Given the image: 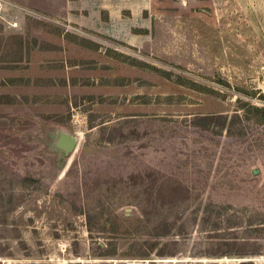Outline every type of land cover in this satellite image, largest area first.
Returning <instances> with one entry per match:
<instances>
[{
	"label": "rangeland",
	"instance_id": "rangeland-1",
	"mask_svg": "<svg viewBox=\"0 0 264 264\" xmlns=\"http://www.w3.org/2000/svg\"><path fill=\"white\" fill-rule=\"evenodd\" d=\"M69 1L0 0V264H264V0Z\"/></svg>",
	"mask_w": 264,
	"mask_h": 264
},
{
	"label": "crops",
	"instance_id": "crops-1",
	"mask_svg": "<svg viewBox=\"0 0 264 264\" xmlns=\"http://www.w3.org/2000/svg\"><path fill=\"white\" fill-rule=\"evenodd\" d=\"M79 1L80 0H74L71 2L70 0L69 7H68V9L70 10V12L68 11V15L70 14V17L72 16L71 18L73 19L75 18L74 20L76 21V23L86 21L84 18L81 17V15L83 14L80 8L82 7L86 8L85 6L87 5H84L80 3ZM87 4H88V7H90L91 9V14H93V16H95L96 18L98 17L100 18V22L94 19L90 21V23L93 22L91 25H93L94 27H95L94 25L95 22H97V26L99 24L104 29L107 28L108 26L110 27L109 29H111L112 28L111 25L120 26L122 29V32L119 33L120 35H136L132 32L133 30H131L129 25H124L125 22L127 21H125L121 17V15H123V13H126V15L127 14L130 15V12H132V14L134 15H137V14L142 15L143 14L142 10H146L150 8L151 0H95V1H89L87 2ZM0 12H1V9H0ZM102 13L109 14L108 16H109L110 22L105 20L106 22H108L106 23L104 21V19L102 18L103 16ZM115 22H117V25H115L116 24ZM134 26L136 25H133L132 27ZM137 29L138 28H136L135 31L139 32L140 30H137ZM142 33L144 34V31ZM138 35H142V34H138Z\"/></svg>",
	"mask_w": 264,
	"mask_h": 264
},
{
	"label": "water",
	"instance_id": "water-1",
	"mask_svg": "<svg viewBox=\"0 0 264 264\" xmlns=\"http://www.w3.org/2000/svg\"><path fill=\"white\" fill-rule=\"evenodd\" d=\"M55 148L63 150L64 155L69 156L76 150L79 143V137L67 131H60L55 136ZM258 171L256 170L255 173Z\"/></svg>",
	"mask_w": 264,
	"mask_h": 264
},
{
	"label": "trees",
	"instance_id": "trees-1",
	"mask_svg": "<svg viewBox=\"0 0 264 264\" xmlns=\"http://www.w3.org/2000/svg\"><path fill=\"white\" fill-rule=\"evenodd\" d=\"M163 10L166 12H174V13H185L187 11V9L184 8L183 6L177 7V8H165ZM261 110L264 112V109H261Z\"/></svg>",
	"mask_w": 264,
	"mask_h": 264
},
{
	"label": "bare ground",
	"instance_id": "bare-ground-1",
	"mask_svg": "<svg viewBox=\"0 0 264 264\" xmlns=\"http://www.w3.org/2000/svg\"><path fill=\"white\" fill-rule=\"evenodd\" d=\"M1 7H2V6H1V3H0V9H1ZM173 260H174V259H173Z\"/></svg>",
	"mask_w": 264,
	"mask_h": 264
},
{
	"label": "flooded vegetation",
	"instance_id": "flooded-vegetation-1",
	"mask_svg": "<svg viewBox=\"0 0 264 264\" xmlns=\"http://www.w3.org/2000/svg\"><path fill=\"white\" fill-rule=\"evenodd\" d=\"M63 151V150H62Z\"/></svg>",
	"mask_w": 264,
	"mask_h": 264
}]
</instances>
